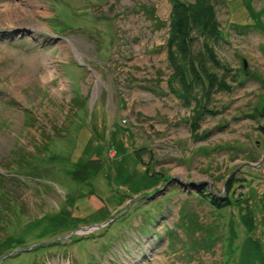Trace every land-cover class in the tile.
Masks as SVG:
<instances>
[{
    "label": "rangeland",
    "instance_id": "1",
    "mask_svg": "<svg viewBox=\"0 0 264 264\" xmlns=\"http://www.w3.org/2000/svg\"><path fill=\"white\" fill-rule=\"evenodd\" d=\"M232 1L189 8L214 5L220 39L182 32L216 78L182 97L169 0H0V264H264L242 251L264 222V36ZM6 4L29 27L3 28Z\"/></svg>",
    "mask_w": 264,
    "mask_h": 264
},
{
    "label": "trees",
    "instance_id": "2",
    "mask_svg": "<svg viewBox=\"0 0 264 264\" xmlns=\"http://www.w3.org/2000/svg\"><path fill=\"white\" fill-rule=\"evenodd\" d=\"M197 1L198 0H195L193 3H188L184 0H169V3H171V7H172L170 22L172 23L171 26L173 29H171V33L168 34L167 48H166L168 59L170 63H172L171 64L172 75L169 78L168 82L170 84L175 85L176 89H178V92H180V96L182 97L193 95L200 86L203 88L205 82L209 85V89L210 88L212 89L213 88L212 81L216 80L215 76L209 73L203 66L201 68H198V70L195 68L197 71L194 70L193 68H191L192 69L191 70L190 67L187 66V64H189V58L192 51L191 45H193V42L195 41V36L193 37V35L192 36L190 35V38H188V35L182 34V32H187L188 26H190V30H191L195 28L198 24H200V27L197 30V32L200 34V36H202V39H204L203 43H210V41L211 42L213 41V43H217L218 40L220 39L219 34L215 33V29H214L215 27L214 26L210 27L214 22L213 18L216 15L214 12L215 11L214 5H211V7L207 6L208 8H204V9H201L198 6H196L195 9L189 10V8L195 7V3H197ZM204 49L207 52L206 54L207 60L210 61L213 68L217 69V71L222 72L221 76L225 75L226 71L224 70V68L223 69L220 68L221 66L220 63H218L216 58H214L213 52L207 44L204 45ZM183 69H187L186 71L188 73L187 81L189 82H186L184 77L181 75ZM203 70L205 71L203 72ZM206 89L208 90V88ZM71 103L73 109L76 108L80 103L79 98L74 97ZM202 113H204L203 110ZM57 132L58 131L54 132V135L57 136L58 138H54V139L62 140L68 138L69 136L67 135V131H66L64 132L63 136L59 138L58 134L60 133ZM26 167L28 166L23 165L17 168V170L23 171L24 169H26ZM40 172L44 173L43 170ZM5 197L12 199L10 193H6ZM222 201L223 200H219V202ZM224 202L227 204L228 200ZM1 204L4 207V208L2 207L1 209L3 211H6L5 205L8 207V209L10 207L9 204H5V205L3 203Z\"/></svg>",
    "mask_w": 264,
    "mask_h": 264
},
{
    "label": "crops",
    "instance_id": "3",
    "mask_svg": "<svg viewBox=\"0 0 264 264\" xmlns=\"http://www.w3.org/2000/svg\"><path fill=\"white\" fill-rule=\"evenodd\" d=\"M223 2H221V3L224 5V8L226 10V14L228 16L229 21H230V16L228 14L229 13L235 14V17L231 18V21H230L231 23L233 22L232 23L233 25H235V23L238 20H240L241 18H244V20H245V18L247 17V19L250 20L249 21L250 27L248 29L259 31L264 36V21L262 20V18H264V6L257 10L251 6V2L249 4V0H235V1L230 2L228 8H226V6ZM230 7H231V10H230ZM246 15H248V16H246ZM73 152H74V148L71 152V155ZM112 154H114V153H112ZM57 157H60V156H57ZM60 158L63 159L62 157H60ZM83 168L84 167H82L81 169H83ZM84 176L86 177L87 173H86V175L84 173ZM253 193H254V190L250 191L249 194L244 193L245 194L244 199L242 200V202L241 201L240 202L241 203L246 202L247 199H249V201H252ZM93 202L96 204L98 203L97 201H93ZM103 208L104 207H102V209ZM245 210L246 211L248 210V206H246ZM242 218L244 219L243 216H242ZM241 223H242V221H241ZM259 224H264V222L255 223L252 230H249L248 227L245 225L246 230H248V237L245 240V243H244L245 248L242 249V251L246 250V248H247V250L252 253L250 255L255 256V258L257 260L264 261V230H262L260 232ZM92 228L95 229V226L91 227L90 229H92ZM90 229H88V230H90ZM240 259H241V257H240ZM240 264H243V262L241 260H240ZM245 264H246V262H245Z\"/></svg>",
    "mask_w": 264,
    "mask_h": 264
},
{
    "label": "bare ground",
    "instance_id": "4",
    "mask_svg": "<svg viewBox=\"0 0 264 264\" xmlns=\"http://www.w3.org/2000/svg\"><path fill=\"white\" fill-rule=\"evenodd\" d=\"M3 8L4 18L1 20V25L3 28L8 29H16L21 28L24 29L26 27H29L27 25V21L24 19L25 17V10L23 8L15 7L6 4ZM28 13V12H27ZM14 35V34H13Z\"/></svg>",
    "mask_w": 264,
    "mask_h": 264
},
{
    "label": "water",
    "instance_id": "5",
    "mask_svg": "<svg viewBox=\"0 0 264 264\" xmlns=\"http://www.w3.org/2000/svg\"><path fill=\"white\" fill-rule=\"evenodd\" d=\"M243 69H244L245 71L247 70V63H246L245 60L243 61Z\"/></svg>",
    "mask_w": 264,
    "mask_h": 264
}]
</instances>
